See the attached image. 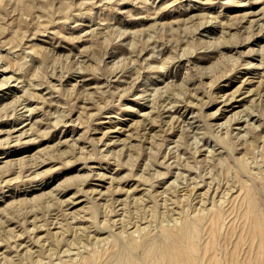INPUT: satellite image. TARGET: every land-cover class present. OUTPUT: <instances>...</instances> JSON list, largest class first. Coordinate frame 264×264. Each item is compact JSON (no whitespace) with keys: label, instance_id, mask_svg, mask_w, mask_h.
<instances>
[{"label":"rangeland","instance_id":"1","mask_svg":"<svg viewBox=\"0 0 264 264\" xmlns=\"http://www.w3.org/2000/svg\"><path fill=\"white\" fill-rule=\"evenodd\" d=\"M263 33L264 0H0V264H264Z\"/></svg>","mask_w":264,"mask_h":264},{"label":"bare ground","instance_id":"2","mask_svg":"<svg viewBox=\"0 0 264 264\" xmlns=\"http://www.w3.org/2000/svg\"><path fill=\"white\" fill-rule=\"evenodd\" d=\"M264 34V33H263ZM140 94V93H139ZM144 96V95H143ZM147 99H148V97H147ZM170 103V102H169ZM181 103V102H180ZM24 105V104H23ZM255 114V113H254ZM195 132V131H194ZM240 132V131H239ZM194 193V192H193ZM192 199V198H191ZM8 251V250H7Z\"/></svg>","mask_w":264,"mask_h":264}]
</instances>
